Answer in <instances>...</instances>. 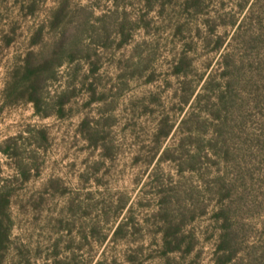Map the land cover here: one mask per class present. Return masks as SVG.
<instances>
[{
    "label": "rangeland",
    "instance_id": "1",
    "mask_svg": "<svg viewBox=\"0 0 264 264\" xmlns=\"http://www.w3.org/2000/svg\"><path fill=\"white\" fill-rule=\"evenodd\" d=\"M0 204V264H264V0H0Z\"/></svg>",
    "mask_w": 264,
    "mask_h": 264
},
{
    "label": "trees",
    "instance_id": "2",
    "mask_svg": "<svg viewBox=\"0 0 264 264\" xmlns=\"http://www.w3.org/2000/svg\"><path fill=\"white\" fill-rule=\"evenodd\" d=\"M28 55L30 56L31 53H29ZM44 71L45 68L43 66L33 65L30 59L26 58L24 65L21 67L22 80L24 84L28 85V87L32 91H34L35 87H37L41 83V77ZM5 238H6V231L2 227L0 221V258L2 255L3 243Z\"/></svg>",
    "mask_w": 264,
    "mask_h": 264
}]
</instances>
